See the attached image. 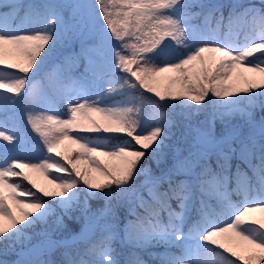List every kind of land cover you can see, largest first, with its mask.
I'll list each match as a JSON object with an SVG mask.
<instances>
[{
	"label": "snow or ice",
	"instance_id": "1",
	"mask_svg": "<svg viewBox=\"0 0 264 264\" xmlns=\"http://www.w3.org/2000/svg\"><path fill=\"white\" fill-rule=\"evenodd\" d=\"M0 8V264H264V0Z\"/></svg>",
	"mask_w": 264,
	"mask_h": 264
},
{
	"label": "trees",
	"instance_id": "2",
	"mask_svg": "<svg viewBox=\"0 0 264 264\" xmlns=\"http://www.w3.org/2000/svg\"><path fill=\"white\" fill-rule=\"evenodd\" d=\"M25 3H27V2H29V0H26V1H24ZM256 2L258 3V0H256ZM2 11H10L9 9H3V8H0ZM19 21V20H18ZM17 22V21H16ZM27 23H29V25H32L30 22H27ZM221 38H226V37H221ZM227 39H229V38H227ZM49 70V69H48ZM146 95V94H145ZM147 96V95H146ZM145 108L146 109H148V105L147 104H145ZM149 111H150V109H149ZM34 143H36V144H38L39 143V139H38V137H36V138H34ZM68 144V142L67 141H65L62 145H61V148H60V151H64V147H65V145H67ZM75 152H76V149H75V146H72V151L69 153L71 156H75ZM57 159H60L61 160V163H64V161L60 158V157H56ZM79 167H84V165H78ZM25 171V170H24ZM50 171V173L52 174V175H57V176H61V177H63V176H65V174H63V173H56L55 172V170L54 169H50L49 170ZM25 172H27V171H25ZM29 175L38 183V184H40L41 185V181H40V177H38V176H36V173H29ZM14 179V178H13ZM15 180H17L18 182H20L21 184H22V186H24V187H31V185H28L27 184V182L26 181H24L23 180V178L22 177H16L15 178ZM42 186V185H41ZM46 187H51V186H46ZM33 190H35V189H33ZM239 199L240 198H237V197H233V203H239ZM120 253H121V255H120V257H119V259H121V261H123L126 257H127V254H128V249H126V248H123V247H120V246H118V249H117ZM237 264H240V262H237Z\"/></svg>",
	"mask_w": 264,
	"mask_h": 264
},
{
	"label": "rangeland",
	"instance_id": "3",
	"mask_svg": "<svg viewBox=\"0 0 264 264\" xmlns=\"http://www.w3.org/2000/svg\"><path fill=\"white\" fill-rule=\"evenodd\" d=\"M5 2H7V0H5ZM0 12H3V11H1L0 10ZM26 24H27V26H29V27H33V26H35V25H29V23H27V22H25ZM16 24H20V21H17L16 22ZM222 39H227V38H222ZM134 67V66H133ZM50 70V69H49ZM237 71H239V69L237 70ZM171 75H173L172 73H165V74H163V84H162V86H161V90H163L164 89V87H166L167 86V83H168V77H170ZM245 75L250 79V80H254V81H256V82H260L262 79H264V78H262V77H260L259 76V74H255V73H245ZM145 94L146 95H150V94H148L147 92H145ZM154 98V97H153ZM65 142V141H64ZM63 142V143H64ZM68 142V141H67ZM46 154V153H45ZM36 155H40V153H36ZM19 171V170H18ZM24 171V170H23ZM25 171H27L26 169H25ZM36 176H38V177H40L41 179H40V181H41V185L42 186H44V187H46V186H48L47 185V182L44 180V178H43V176H40L39 174H36ZM14 180H15V178H14ZM257 215V217L259 218V216H260V214L259 213H257L256 214Z\"/></svg>",
	"mask_w": 264,
	"mask_h": 264
}]
</instances>
